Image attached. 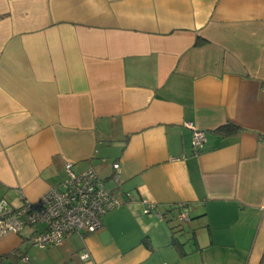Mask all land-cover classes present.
I'll use <instances>...</instances> for the list:
<instances>
[{
  "label": "crops",
  "instance_id": "1",
  "mask_svg": "<svg viewBox=\"0 0 264 264\" xmlns=\"http://www.w3.org/2000/svg\"><path fill=\"white\" fill-rule=\"evenodd\" d=\"M67 162L110 189L118 163L122 204L45 249L0 236V264H264V0H0V199Z\"/></svg>",
  "mask_w": 264,
  "mask_h": 264
},
{
  "label": "built area",
  "instance_id": "2",
  "mask_svg": "<svg viewBox=\"0 0 264 264\" xmlns=\"http://www.w3.org/2000/svg\"><path fill=\"white\" fill-rule=\"evenodd\" d=\"M192 129L193 151L202 150L206 135L192 123H186ZM111 180L114 189L106 186L91 169L75 172L72 163L64 165L66 176L60 187L51 186L36 201H23L19 206H12L6 199H0V236L20 233L25 228L40 226L27 237L28 242L40 249L60 245L73 234H88L101 227V217L107 211L122 204L120 191L117 190L120 178L117 174L119 164H112ZM184 203H178V218L188 221L189 216ZM145 212L154 210L153 203H146ZM158 215H160L158 213ZM87 253L81 255L82 259ZM27 260V257H23Z\"/></svg>",
  "mask_w": 264,
  "mask_h": 264
},
{
  "label": "trees",
  "instance_id": "3",
  "mask_svg": "<svg viewBox=\"0 0 264 264\" xmlns=\"http://www.w3.org/2000/svg\"><path fill=\"white\" fill-rule=\"evenodd\" d=\"M202 42H203V39L196 38L195 44H201ZM237 130H238V127L235 126L234 124H232V123H225V124H223L222 126H220L217 129V132H219L221 134H231V133H234ZM171 229H172V232L174 234L173 227H171ZM172 243H173V245H176L179 248H181V244L178 243V241L176 240V238L174 236H172Z\"/></svg>",
  "mask_w": 264,
  "mask_h": 264
},
{
  "label": "rangeland",
  "instance_id": "4",
  "mask_svg": "<svg viewBox=\"0 0 264 264\" xmlns=\"http://www.w3.org/2000/svg\"><path fill=\"white\" fill-rule=\"evenodd\" d=\"M176 223H181V221H180V222H176ZM183 224H184V223H183ZM177 236H178L179 240H181V239L183 240V238L180 239V237H183L182 234H181V235H177ZM186 240H187V241H186V243L184 244V246L187 245V244L191 245V239H189V238L187 237ZM183 241H184V240H183Z\"/></svg>",
  "mask_w": 264,
  "mask_h": 264
}]
</instances>
